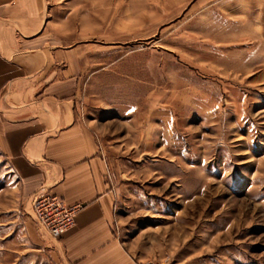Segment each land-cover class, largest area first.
<instances>
[{
  "label": "rangeland",
  "instance_id": "rangeland-1",
  "mask_svg": "<svg viewBox=\"0 0 264 264\" xmlns=\"http://www.w3.org/2000/svg\"><path fill=\"white\" fill-rule=\"evenodd\" d=\"M46 2L137 264H264V0ZM18 221L0 264L24 226L42 248L20 264H62L32 208Z\"/></svg>",
  "mask_w": 264,
  "mask_h": 264
},
{
  "label": "crops",
  "instance_id": "crops-1",
  "mask_svg": "<svg viewBox=\"0 0 264 264\" xmlns=\"http://www.w3.org/2000/svg\"><path fill=\"white\" fill-rule=\"evenodd\" d=\"M50 15L46 0H0L3 244L9 249L10 233L31 212L33 196L47 193L81 206L73 228L48 251L53 259L62 264H137L114 229L115 193L100 142L103 117L100 110L81 113L67 59L73 50L67 38L59 44ZM22 228L28 236L17 247L18 260L7 264H20V253L42 248L32 231ZM40 256L33 258L39 262Z\"/></svg>",
  "mask_w": 264,
  "mask_h": 264
},
{
  "label": "built area",
  "instance_id": "built-area-1",
  "mask_svg": "<svg viewBox=\"0 0 264 264\" xmlns=\"http://www.w3.org/2000/svg\"><path fill=\"white\" fill-rule=\"evenodd\" d=\"M31 208L36 223L52 238H60L74 226V218L80 205H69L60 196L39 193L31 199Z\"/></svg>",
  "mask_w": 264,
  "mask_h": 264
}]
</instances>
